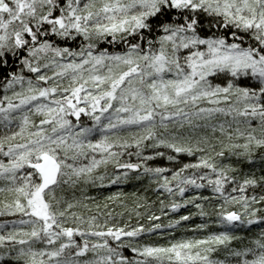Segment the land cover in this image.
Segmentation results:
<instances>
[{
	"label": "snow or ice",
	"instance_id": "obj_1",
	"mask_svg": "<svg viewBox=\"0 0 264 264\" xmlns=\"http://www.w3.org/2000/svg\"><path fill=\"white\" fill-rule=\"evenodd\" d=\"M0 92V264H264V227L233 246L264 226V174L224 162L264 173V0H0ZM133 172L167 194L159 214L138 197L135 224L65 196Z\"/></svg>",
	"mask_w": 264,
	"mask_h": 264
},
{
	"label": "trees",
	"instance_id": "obj_2",
	"mask_svg": "<svg viewBox=\"0 0 264 264\" xmlns=\"http://www.w3.org/2000/svg\"><path fill=\"white\" fill-rule=\"evenodd\" d=\"M79 43V41L76 42H69L68 46L75 48L77 46V44ZM100 48H107L109 51H122L124 49V45H115V46H110L109 44L105 43V42H101V44L99 45ZM0 95H2V92H0ZM38 119V118H37ZM82 122L84 123H91V121L85 117L82 116L81 117ZM205 131L207 134L211 133L210 129L207 130H203ZM217 135H219V133H217ZM163 150V149H162ZM130 151H134V149H130ZM150 151V150H148ZM122 159H128L127 156L123 157ZM133 162H136V158L135 156H133L132 158ZM180 159L183 162H194L196 160V156H186V155H181ZM221 159V158H218ZM224 162H231L235 165H237L242 171L240 173H238V175L240 177H242L245 173L249 172V171H255L256 175L259 176L261 174H264L260 171V166L259 164H257L256 166H250L247 163H239L235 157L232 158H228L227 153H226V157L224 158ZM150 166L156 167V166H161V167H173L172 164H170L166 158H156L154 160L148 161ZM100 171H104V169L102 168ZM108 173H112L114 171V168L109 165L108 169H107ZM170 174V173H167ZM136 173H130V178L127 180V182L124 183H118V184H113V185H107L105 184L104 186H99V185H84V186H76L75 188H71V187H66L65 189V196L71 200L73 198L75 199H80L83 200V198L85 196L87 197H93L94 200H89V201H84L85 203H89L92 212L91 213H86V214H95L97 209L95 208V204H100L101 208L100 211H108V210H114V213H120L123 212L124 215L123 217H118V219L120 220V222H130L132 224H135L137 222V217L135 216V213L132 211V209L134 208V203L137 201V198H146V201L148 202V207L147 210L150 211H155L157 212V214H159V199H165L166 195L163 197L159 196V193L154 191L155 189V184L151 183L150 178L148 176H143L140 179H136ZM253 191H255V193L260 194L261 190L260 188H256L255 190L253 189H249L248 190V194L251 195L253 193ZM124 193L125 195L120 196V200L124 201V205H126V207L121 206L118 202H111V201H106V197L112 195L113 193ZM197 192H199L200 195H211L210 189L205 188V189H200V190H195V189H189L188 192H186L185 197H190V196H194L197 194ZM159 197V199H158ZM0 199H3V194H0ZM167 202V200H166ZM199 202V201H198ZM105 203H108L109 208L108 209H104L103 205ZM217 201L216 200H212L210 202H204L205 204V209L207 211H209L210 213H213L215 211V206H216ZM257 207L261 208V212L258 213V215H264V203L256 205ZM80 210V209H77ZM139 211H141L142 213H146V209L145 208H141L139 209ZM197 209H195V207L192 204H189L187 207L181 208L179 210L178 213L175 214H170V215H187L189 213H196ZM131 213L132 215V220L129 221L128 220V216ZM214 218V217H213ZM9 219H14V217H8V216H0V220H9ZM168 217H162L161 218V222L166 223L167 222ZM140 223H145L147 225V220L146 217L144 219H140L139 220ZM204 222V218H201L198 215H194L192 216L190 221L187 222H183L185 227H191L194 226L195 224L198 223H202ZM260 227H264L262 225H253L250 229H244V228H240L237 229L236 232L234 234L236 235H241L244 237L243 240H239V241H233V246L234 247H241L244 244L248 243V238L255 236L258 234ZM221 229L217 228L215 225L210 226V228L208 229V231H220ZM206 233H202V232H197V233H193L192 231H184V228H180V229H176L174 231V236L176 238H180L181 236H193L196 235L197 237L202 236ZM79 239V238H78ZM152 240L160 242V243H164L165 240L160 239L157 236H153L151 237ZM131 255V253H126ZM215 256L223 259L224 258V250L221 249L219 252L214 254Z\"/></svg>",
	"mask_w": 264,
	"mask_h": 264
}]
</instances>
